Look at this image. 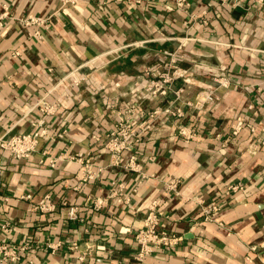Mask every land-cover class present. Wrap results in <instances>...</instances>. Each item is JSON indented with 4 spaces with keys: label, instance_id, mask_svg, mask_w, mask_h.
Here are the masks:
<instances>
[{
    "label": "crops",
    "instance_id": "crops-1",
    "mask_svg": "<svg viewBox=\"0 0 264 264\" xmlns=\"http://www.w3.org/2000/svg\"><path fill=\"white\" fill-rule=\"evenodd\" d=\"M234 1L188 0L179 8L175 0H0V18L10 15L0 33V135L29 133L41 118L52 135L72 125L64 139H41L29 159L0 152V242L30 246L18 264H259L264 9L247 0L233 7ZM29 16L44 25H25ZM177 51L179 67L194 83L177 80L164 96L146 99V84ZM183 88L184 101H176L174 91ZM207 93L214 100L199 114L186 104ZM43 96L61 103L53 116L35 108ZM112 104L125 114L135 107L140 117L175 104L192 116L199 134L186 142L172 118H161L134 151L140 172L125 169L130 153L114 166L93 138L104 139L114 127ZM239 116L244 129L233 138ZM43 150L81 153L85 160L51 168L40 163ZM87 160L91 179L84 177ZM141 172L146 178L139 182ZM170 180L179 182L177 192ZM238 184L244 189L226 198ZM46 195L56 210H35ZM97 198L106 201L98 209ZM156 201L160 229L178 240L140 260L135 235ZM213 201L223 209L205 222L203 207ZM71 207L80 220L69 219Z\"/></svg>",
    "mask_w": 264,
    "mask_h": 264
},
{
    "label": "built area",
    "instance_id": "built-area-1",
    "mask_svg": "<svg viewBox=\"0 0 264 264\" xmlns=\"http://www.w3.org/2000/svg\"><path fill=\"white\" fill-rule=\"evenodd\" d=\"M77 0H64V3L75 4ZM118 2H126L130 0H117ZM226 2V0H223ZM248 3L253 5H258L264 9V0H247ZM175 4L179 8H184L188 6V0H175ZM233 7L242 6L239 1H234L232 3ZM9 13H5L0 18V33L4 28L5 19L9 18ZM25 25H44L45 21L37 17H27L22 21ZM182 49L179 46L178 51ZM178 51L170 54L168 61L163 65L164 71L159 75L157 79H151L145 86V97L146 99H155L164 96L167 90L172 89V85L177 80H182L186 86L192 85L193 79L189 76L188 71L179 67L178 62L180 57ZM220 70L222 72L226 71V66L221 65ZM149 72V70L147 71ZM219 80H222L220 78ZM223 83H228V79L223 78ZM75 85H78L80 81L76 79ZM222 83V82H221ZM187 92L186 89L175 90L176 101H184V93ZM214 100L213 93H207L201 95L200 98L195 102H186L189 107L194 108L198 114L202 111L204 106ZM60 102H49L46 96H43L35 105L41 114L45 116H53L61 108ZM111 111L116 116V121L114 127L110 129L104 139L99 136H94V140L103 145L104 150H106L112 159V165L120 166L124 162V157L127 153H130V159L125 165L127 170H141V166L137 164V159L135 157V149L142 142L146 134L153 128V123L164 117H170L176 122V130L178 135L184 139L186 142L194 140L198 134L199 129L192 120V116L188 117L185 110L175 104L169 105L164 108H155L144 116L140 117L137 113L135 107H131L130 112L125 114L114 104L111 105ZM249 110H253V106L248 107ZM189 118V119H188ZM46 122L44 118L36 121L34 123L33 131L29 133H20L14 135H0V152L6 151L14 159L22 160L29 159L32 157L40 148V141L43 138H50V140H55L57 138L64 139L65 134L68 129L72 126L69 125L67 129L58 133L57 135H52L49 133L48 128L45 126ZM245 125V118L239 116L236 118L234 125L232 126V136L237 138L243 131ZM134 153V154H133ZM67 160L69 162L83 163L85 160L84 155L79 153L75 156H53L48 150H43V159L40 161L41 164H46L51 168L57 166V164L62 161ZM92 164L88 162L85 165V178H93L94 173L92 170ZM146 178L144 173H140L139 182H142ZM179 182L176 180H170L168 182V187L177 192ZM243 185H234L227 189L225 196L226 198L231 197L240 190H243ZM32 195H27L23 198L30 199ZM106 203L105 199L97 198L94 199V208L98 209L103 207ZM224 203L219 201H213L208 203L203 207L202 214L203 220L205 222L215 221L216 215L223 209ZM160 203L158 201L154 202L148 209L144 225L139 228L135 235V240L139 246L138 259L142 260L147 255H151L163 247H170L178 239L169 236L167 233L160 229V223L162 219V212L159 209ZM34 209L40 212H51L56 210L55 203L51 200L50 195L44 196L40 201L34 205ZM68 217L70 220H80L79 209L77 207H71L68 211ZM8 224L2 226L4 230H7ZM30 248L29 245H10L4 242H0V264H18L21 262L23 257L26 255L27 250ZM259 251L257 253V259L259 264H264V241L259 246Z\"/></svg>",
    "mask_w": 264,
    "mask_h": 264
}]
</instances>
